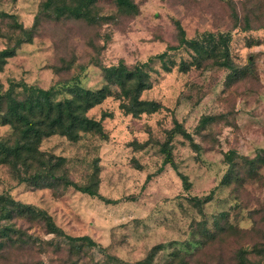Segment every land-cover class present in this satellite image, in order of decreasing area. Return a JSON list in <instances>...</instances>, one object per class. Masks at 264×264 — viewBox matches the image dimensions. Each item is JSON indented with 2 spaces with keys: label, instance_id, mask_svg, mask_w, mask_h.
Returning a JSON list of instances; mask_svg holds the SVG:
<instances>
[{
  "label": "rangeland",
  "instance_id": "374dc122",
  "mask_svg": "<svg viewBox=\"0 0 264 264\" xmlns=\"http://www.w3.org/2000/svg\"><path fill=\"white\" fill-rule=\"evenodd\" d=\"M45 1L0 0V50L27 39L20 26L32 33L0 72L3 90L9 80L25 81L63 99L76 80L102 87L103 67L122 59L146 64L152 87L141 98L162 107L134 116L109 96L88 113L102 118L106 134L42 142L41 150L65 158L61 172L96 182L102 197L21 183L0 163V195L45 210L64 232L15 215L18 243L0 248V264H124L159 243L158 264L176 249L187 264H238L241 254L264 264V0H133L137 8L128 10L94 0L89 20L58 18L63 0L51 9ZM181 27L197 44L181 43ZM176 120L189 137H172L177 166L159 171ZM12 133L0 125V139ZM193 196L209 199L197 204Z\"/></svg>",
  "mask_w": 264,
  "mask_h": 264
},
{
  "label": "trees",
  "instance_id": "16d2710c",
  "mask_svg": "<svg viewBox=\"0 0 264 264\" xmlns=\"http://www.w3.org/2000/svg\"><path fill=\"white\" fill-rule=\"evenodd\" d=\"M94 0H63L54 8L56 17L64 15L67 17L91 19L87 16L85 9ZM120 7L136 9L133 0H116ZM56 0H46L45 9H51ZM0 15H5L0 12ZM22 28V32L27 34V39L19 37L16 44L6 46L0 50V72L4 70L8 59L13 57L20 44L30 42L31 30ZM181 43L197 44L196 39H188L185 30L181 27ZM160 54L159 58H162ZM145 63H136L129 67L125 61L119 60L117 64L104 66L105 83L99 89L93 90L85 88L78 83V80L69 88V96L63 99H55L52 87L43 88L31 85L25 81L9 80V86L3 90L0 87V125H10L13 129L11 137L0 139V163L9 165L16 173L19 182L32 183L35 186H54L63 184L65 187H73L78 191L91 196L102 197L97 190L96 182L79 184L61 172L65 158L40 149L42 142L53 135H61L71 141H78L83 133L106 134L103 128V121L89 116V111L101 104L107 97L115 96L120 99V107L126 113L138 116L142 113H155L161 109V103L156 100L141 98L144 90L152 87V81ZM146 67V66H145ZM19 87V88H18ZM20 89V90H17ZM108 116L106 114L103 115ZM176 133L187 135L184 127L177 120L174 127L169 130L167 139L161 145L164 154L162 171L165 165L170 164L176 168L173 157L171 140ZM191 138V137H190ZM184 185L189 187V179L179 172ZM151 175H148L149 180ZM195 203L209 199L193 196ZM15 215L27 216L31 220H42L48 232L57 235H64L63 230L56 225L51 215L45 210L36 209L12 198L0 195V248L12 246L18 243L16 238L18 229H15L10 221ZM2 218H6V223H1ZM19 236V235H18ZM66 237L71 242L83 241L93 244L94 241L89 236ZM20 240V236H19ZM164 244L155 245L151 252L143 259L136 262H125L124 264H158L155 257ZM263 250L264 248L261 247ZM187 253V252H186ZM185 255L176 249L168 259L159 264H187ZM238 264H253L243 254L238 258Z\"/></svg>",
  "mask_w": 264,
  "mask_h": 264
}]
</instances>
